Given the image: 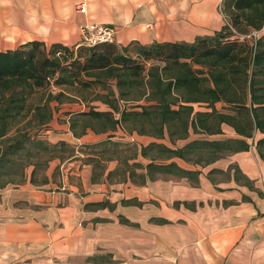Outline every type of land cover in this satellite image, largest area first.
I'll return each mask as SVG.
<instances>
[{
    "label": "crops",
    "instance_id": "0c3cea01",
    "mask_svg": "<svg viewBox=\"0 0 264 264\" xmlns=\"http://www.w3.org/2000/svg\"><path fill=\"white\" fill-rule=\"evenodd\" d=\"M79 1L84 2L83 10L75 8ZM219 2L0 0V49L14 48L29 39L71 46L79 43V27L86 22L114 26L113 41L121 46L190 41L222 25ZM64 88L61 85L64 96L76 99L62 108L67 110V121L70 112L89 106L85 108L74 92ZM91 99L98 105L93 108H109ZM222 129L225 136L233 134L225 124ZM113 131L87 129L80 137H71L91 139L78 142L91 144ZM65 134L69 136L68 129ZM139 137L145 142L130 140L136 153L129 163H145L139 147L156 141ZM162 140L158 142L172 148L186 141L177 139L171 144ZM77 151L81 156L83 151ZM88 152L84 158L74 154L49 160L40 174L44 183L29 182V166L20 184L0 188V264H264V162L253 146L226 153L205 166L171 158L181 168L197 170L191 180L168 174L140 177L142 169H134L130 177L127 171L121 172L123 165L116 158L94 157L100 167L92 169L85 161L93 157ZM75 159L77 167L72 172L69 166ZM67 160L72 161L64 165ZM58 167L59 187L44 189L54 185L51 176ZM93 172L98 174L91 180ZM235 175L240 178L236 180ZM104 201L108 205H96Z\"/></svg>",
    "mask_w": 264,
    "mask_h": 264
},
{
    "label": "trees",
    "instance_id": "16d2710c",
    "mask_svg": "<svg viewBox=\"0 0 264 264\" xmlns=\"http://www.w3.org/2000/svg\"><path fill=\"white\" fill-rule=\"evenodd\" d=\"M219 10L222 25L190 41L121 46L113 40H99L67 46L29 39L14 48L0 49V188L15 183L17 177L20 182L29 166V182L44 183L45 177L37 179L36 175L49 160L75 154V145L61 139L49 142L36 131H19L5 139L22 111L29 112L38 126L51 119L49 101H60V90L48 91L28 109L25 103L34 89L49 84L94 89L92 96L109 107L70 112L67 124L75 138L88 128L99 133L120 127L128 134L166 139L171 144L186 140L176 148L158 141L140 145L138 153L147 161L129 163L135 157V143L108 135L83 144L93 155L85 159L92 169L100 167L94 157L116 158L123 165L121 172L127 171L130 177L134 169H142L140 177L168 174L191 180L197 170L181 168L171 158L205 166L250 146L264 162V0H220ZM253 29L259 30L255 38L248 35ZM223 124L231 128L232 135H224ZM97 174L93 172L91 180ZM89 260L98 262L96 257Z\"/></svg>",
    "mask_w": 264,
    "mask_h": 264
},
{
    "label": "rangeland",
    "instance_id": "374dc122",
    "mask_svg": "<svg viewBox=\"0 0 264 264\" xmlns=\"http://www.w3.org/2000/svg\"><path fill=\"white\" fill-rule=\"evenodd\" d=\"M264 29V28H263ZM61 85H53V84H49L48 86H46L45 88H37L34 89V91H32L30 94L27 95L26 99H25V103H26V108L28 109L29 107H31L32 105L36 104L37 102H41V98H44L48 91L50 92H57L58 90H61L63 88H61ZM69 89L70 91L74 92L79 99L83 102L84 107L86 108L87 106L89 107H96L98 106L97 104L93 103V100L91 99L92 97V92L94 91V89H86V90H76L75 88H71V87H67L65 86L64 89ZM9 93V90H6L3 95H7ZM98 99V98H97ZM100 100V99H99ZM75 103L76 99H74V97L72 96H68V95H63V97L60 99V101L57 100H50L49 101V106L51 109V113H53V115L51 116L52 120H49L46 125L43 126H38L37 124H35L34 120L30 119V113L29 112H25L22 111L19 116H18V120L15 121L13 123V126L8 130V133L5 137V139H7L8 137L12 136V135H16L17 133H19V131H24V130H29V133H35L36 131V135H38L41 138H44L46 140L50 141H55L56 138H65L68 140L67 141L69 144L71 145H75L74 149H78L81 152V156L79 155V151L75 152V154L77 155V157H82L84 158V154H85V150H84V146L83 144H78V142L80 141H86V140H91V139H86L83 138L81 140H76L74 138H72L71 136V131L68 129V124L66 123L67 121L65 120V113L67 112V110H63L62 108L66 105V103ZM122 102V101H119ZM195 107H197V105H195ZM46 128V129H45ZM69 131V136H67L65 133L66 131ZM89 131H93L91 129L88 128ZM113 131V130H111ZM93 133H95V131H93ZM114 134H111V139H119L122 141H134L135 143H139L140 142H145V140L142 139V137H139L141 135H136V134H128L127 131L122 130L120 127H117L116 129H114L113 131ZM85 134V133H84ZM72 138V139H71ZM152 140H156V141H163L162 139H156V138H151ZM72 141V142H70ZM2 140H0V145H1ZM77 146V148H76ZM73 157V156H72ZM65 159V158H64ZM73 160V159H72ZM72 160H67L64 162V165H66V163L71 162ZM77 159H75V162H73L71 167V171L75 172L74 170L77 167ZM50 165V164H49ZM63 169V167L61 168ZM54 172L51 176L52 180L54 181V185L51 186L49 185L47 188H44L46 190H57L56 187H59L57 185V179H59L60 177V173L61 171L59 170V167L57 169H53ZM40 172L36 175V178L39 179L40 177ZM72 177V173L70 175ZM13 178V177H12ZM216 179H222L223 176L222 175H215ZM8 180L9 178H3ZM18 177L14 178V182L15 183H11L14 185L20 184L23 179L19 182ZM0 181H3L0 179ZM11 184H9L8 186H10ZM55 187V188H54ZM104 257H101V259Z\"/></svg>",
    "mask_w": 264,
    "mask_h": 264
},
{
    "label": "built area",
    "instance_id": "2783aa9c",
    "mask_svg": "<svg viewBox=\"0 0 264 264\" xmlns=\"http://www.w3.org/2000/svg\"><path fill=\"white\" fill-rule=\"evenodd\" d=\"M75 8L83 10L84 2H76ZM115 27L101 22H86L79 27L80 42L90 45L99 40L112 41L114 37ZM259 30L253 29L249 32L252 38H255Z\"/></svg>",
    "mask_w": 264,
    "mask_h": 264
}]
</instances>
